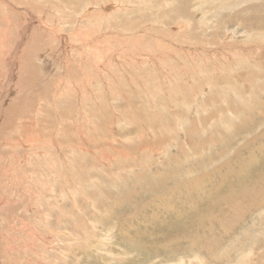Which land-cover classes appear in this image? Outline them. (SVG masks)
<instances>
[{"label": "rangeland", "instance_id": "obj_1", "mask_svg": "<svg viewBox=\"0 0 264 264\" xmlns=\"http://www.w3.org/2000/svg\"><path fill=\"white\" fill-rule=\"evenodd\" d=\"M149 1L0 0V264H264V75Z\"/></svg>", "mask_w": 264, "mask_h": 264}, {"label": "bare ground", "instance_id": "obj_2", "mask_svg": "<svg viewBox=\"0 0 264 264\" xmlns=\"http://www.w3.org/2000/svg\"><path fill=\"white\" fill-rule=\"evenodd\" d=\"M88 1V0H86ZM120 1V0H118ZM161 1V0H160ZM90 2V1H89ZM92 2V1H91ZM95 2V1H94ZM99 3V2H98ZM116 3V2H115ZM114 3V4H115ZM143 3V2H142ZM157 3H159V0H150L148 2V4L145 6V8H142V12L139 10H136V12H138L139 14H141V16L143 17L142 19H139V21H135V25L136 24H142L141 26H138L136 28V32L138 34H140V36L143 33H146V31L149 30V34H156L154 37L156 39H159L158 36H162V33H164V30L161 32L160 29H167L170 27V23L168 24V22L170 21H174L172 23V25H174L175 23H177L176 21H184L187 20L186 22H190L193 21L192 18L194 17L196 12L201 11L202 14H199V18L197 20V22L195 21L196 24V28L195 29H191L192 33L193 31H195L194 34H198L200 37L204 36V31H202V33L198 32V28H200L201 26H208V24L212 23L214 25L213 28H217L218 25L222 24L225 27L229 28L233 25V26H237V28L234 30L233 33L235 34H239L242 33L243 37H241L243 39L244 43H247L249 46L247 47V49H245L244 51L246 53H248L247 55H251L252 58L247 59V64L244 68V71H246V74L250 75H254L255 73H257V75H264V0H171V3H168V8H169V12H163L160 13V11L157 9L155 10V13L153 12H149V10H153ZM175 3V8L174 10H171L172 5H174ZM92 4V3H91ZM108 4V3H107ZM113 4V3H112ZM134 4V2L132 3ZM138 4V3H137ZM101 5V4H100ZM103 5H105L103 3ZM102 5V7H103ZM160 5V4H159ZM198 5V6H196ZM116 7V5H113ZM126 6V5H125ZM132 6V5H131ZM87 7V6H85ZM101 7V6H100ZM107 7V6H106ZM160 7V6H159ZM207 7H209L210 9L204 10V8L206 9ZM173 8V7H172ZM88 9V7H87ZM114 9V8H113ZM118 9V8H116ZM122 10V8H120ZM124 9V8H123ZM126 9V8H125ZM167 9V8H165ZM177 9V10H176ZM119 10V9H118ZM168 10V9H167ZM95 11V10H94ZM115 11V10H114ZM127 11V10H126ZM156 11H158V13H156ZM177 11H181L177 12ZM87 12V11H86ZM104 12V11H103ZM149 12V13H148ZM175 12V18H172V14L171 13ZM117 13V12H116ZM124 13V12H123ZM194 13V14H193ZM247 13H252V14H257V16H248L246 17L245 15ZM112 14V13H111ZM112 16V15H111ZM115 16V15H114ZM112 16V17H114ZM123 16V15H122ZM178 16L179 19H177L176 17ZM89 17V16H88ZM110 17V16H109ZM140 17V16H139ZM177 19V20H176ZM216 20V21H215ZM185 22V21H184ZM149 23H154V27H146L145 25H148ZM186 23V24H188ZM13 24V23H12ZM156 24V25H155ZM184 24V23H183ZM101 25V24H100ZM171 25V26H172ZM193 26V25H192ZM200 26V27H199ZM191 26L188 27V31L190 30ZM205 27V28H206ZM241 28V29H240ZM185 29V28H184ZM209 29V27H208ZM223 29V28H222ZM227 29V28H226ZM225 29V31H226ZM214 30V29H212ZM220 30V29H219ZM216 31H218L216 29ZM229 31V30H227ZM155 32V33H154ZM223 32V31H222ZM136 33V34H137ZM148 33V32H147ZM159 33V34H158ZM210 33V32H209ZM216 33V32H215ZM201 34V35H200ZM220 34V33H219ZM227 35V33H225ZM179 35V34H178ZM221 35V34H220ZM229 35V34H228ZM231 35V34H230ZM232 36V35H231ZM240 36V35H239ZM223 37V36H222ZM221 37V38H222ZM219 38V37H218ZM227 38V37H224ZM139 39V38H138ZM163 39V38H162ZM165 39V38H164ZM172 39V38H171ZM168 40V39H167ZM228 40V38H227ZM225 41V40H224ZM235 41V40H234ZM167 42V41H166ZM221 43V41H220ZM224 43V42H223ZM228 43V41L226 42ZM157 44V43H156ZM165 44V41H164ZM225 44V43H224ZM254 44V45H252ZM172 45V44H170ZM169 45V46H170ZM175 45V44H174ZM213 45V44H212ZM227 45V44H226ZM229 45V44H228ZM238 45V44H237ZM168 46V47H169ZM218 46V45H216ZM232 46V45H231ZM162 47V46H161ZM165 47V45H164ZM167 47V48H168ZM204 47V46H203ZM210 47V46H209ZM233 47V46H232ZM231 47V48H232ZM174 48V46H173ZM176 48V47H175ZM181 48L183 49L184 47L181 46ZM213 48V47H212ZM218 48V47H217ZM225 49L227 48L224 47ZM223 47H221V49H224ZM244 48V47H243ZM209 49V48H208ZM216 49V48H215ZM220 49V48H218ZM164 50V49H163ZM167 50V49H166ZM165 50V51H166ZM217 50V49H216ZM241 50V49H240ZM200 51V50H199ZM168 52V50L166 51ZM202 52V51H201ZM204 52V51H203ZM210 52V49H209ZM219 53V50L217 51ZM212 53V52H211ZM236 53V52H235ZM205 54H207L205 52ZM209 54V53H208ZM207 54V55H208ZM215 54V53H214ZM213 54V55H214ZM149 55V54H148ZM201 55V54H200ZM189 56V55H188ZM199 56V55H198ZM217 56V55H216ZM219 56V55H218ZM228 56V55H226ZM150 57V56H149ZM152 57V56H151ZM201 57V56H200ZM199 57V58H200ZM206 57V55H205ZM209 57V55H208ZM231 57V56H229ZM227 57V58H229ZM244 57V56H243ZM198 58V57H197ZM203 58V57H202ZM211 58V56H210ZM214 58V57H213ZM212 58V59H213ZM223 59L228 60L227 58H225L224 56L221 57ZM232 58V57H231ZM155 59V58H154ZM204 59V58H203ZM216 59V58H215ZM240 59V57H239ZM238 59V60H239ZM150 60V59H149ZM231 60V59H230ZM229 60V61H230ZM233 60V58H232ZM151 61V60H150ZM193 61V60H192ZM202 61V60H201ZM195 62V61H194ZM228 62V61H227ZM235 62V61H234ZM233 61L229 63V65H227L226 67L228 68L227 71H229V73L233 70L237 71V69L239 68L240 70H242L244 66L237 64L239 62L234 63ZM226 63V62H225ZM227 63V64H228ZM154 64V63H153ZM164 64V62L162 63ZM206 64V63H205ZM100 65V64H99ZM151 65V64H150ZM184 65V64H183ZM240 66H242L240 68ZM162 67H164L162 65ZM168 67V66H166ZM204 67V66H203ZM225 67V66H224ZM158 68V67H157ZM195 68V67H194ZM210 68V67H209ZM212 68V67H211ZM217 68V67H216ZM196 69V68H195ZM233 69V70H232ZM165 70V68H164ZM170 70V69H169ZM197 70V69H196ZM195 70V71H196ZM45 71V70H44ZM167 71V70H166ZM232 73V72H231ZM231 92H233L231 90ZM262 92V91H261ZM229 93V92H228ZM239 97V96H238ZM175 101V100H174ZM198 102V99L196 100ZM264 105V104H263ZM176 106V105H175ZM187 107V106H185ZM190 107V106H189ZM37 109V108H36ZM186 110V109H185ZM184 110V111H185ZM202 110V109H201ZM186 112V111H185ZM191 113V112H190ZM262 117L264 115V113H261ZM173 116V115H172ZM180 121V120H179ZM182 123L178 122L177 124V129L181 130ZM263 136V135H262ZM261 136V137H262ZM264 137V136H263Z\"/></svg>", "mask_w": 264, "mask_h": 264}]
</instances>
